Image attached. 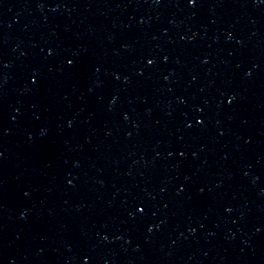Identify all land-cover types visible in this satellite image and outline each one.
I'll use <instances>...</instances> for the list:
<instances>
[{"label": "water", "instance_id": "1", "mask_svg": "<svg viewBox=\"0 0 264 264\" xmlns=\"http://www.w3.org/2000/svg\"><path fill=\"white\" fill-rule=\"evenodd\" d=\"M0 264H264V0H0Z\"/></svg>", "mask_w": 264, "mask_h": 264}, {"label": "snow or ice", "instance_id": "2", "mask_svg": "<svg viewBox=\"0 0 264 264\" xmlns=\"http://www.w3.org/2000/svg\"><path fill=\"white\" fill-rule=\"evenodd\" d=\"M189 2L192 3V4H195V3H196V0H189ZM151 62H152V61H149V63H151ZM69 63H72V61H69ZM35 79H37V77H36V76H33V80H35ZM140 210H141V211L144 210V209H143V206H141V209H140ZM85 259L87 260L88 257L86 256Z\"/></svg>", "mask_w": 264, "mask_h": 264}]
</instances>
